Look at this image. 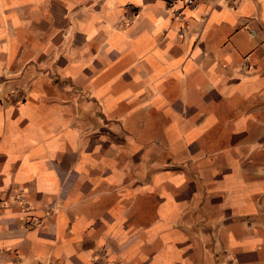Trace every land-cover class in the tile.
<instances>
[{"label":"crops","instance_id":"obj_1","mask_svg":"<svg viewBox=\"0 0 264 264\" xmlns=\"http://www.w3.org/2000/svg\"><path fill=\"white\" fill-rule=\"evenodd\" d=\"M169 1L0 0V264H264V0Z\"/></svg>","mask_w":264,"mask_h":264},{"label":"rangeland","instance_id":"obj_2","mask_svg":"<svg viewBox=\"0 0 264 264\" xmlns=\"http://www.w3.org/2000/svg\"><path fill=\"white\" fill-rule=\"evenodd\" d=\"M234 54L236 53L234 52L233 55ZM187 95L188 93L183 94L182 98H163V101L165 102V106L163 107H161L162 105H157L153 108L141 107L138 110L117 111L115 114L119 116L117 118L119 119V126L127 131H130L133 134L135 133L140 141H146L148 145H153L152 148H156L155 150L158 149L164 156H169L170 152L168 151V149H165L164 145H162L161 142L152 138L153 135L151 134L150 130L151 128H153V124H157L159 127H164L166 124L173 121L171 118V114H167L166 110H169V108L172 109V107L175 106L180 109L186 110L185 107H189L192 103H194L197 108L196 110L201 111L198 112V114H202L205 109V105L203 106V102L205 101L202 98L203 94L201 93V98L197 96V98H194L192 96L187 97ZM205 110L211 109L206 108ZM237 110L243 109H240V107H238ZM111 115L110 117H113ZM161 116H164V118L161 119ZM216 245V247L218 248L219 244L217 243Z\"/></svg>","mask_w":264,"mask_h":264},{"label":"built area","instance_id":"obj_3","mask_svg":"<svg viewBox=\"0 0 264 264\" xmlns=\"http://www.w3.org/2000/svg\"><path fill=\"white\" fill-rule=\"evenodd\" d=\"M198 1L199 0H170L168 3V7L172 8L173 6H177V7H173L172 13L175 17L182 18V10L184 8L196 7L198 4ZM209 1H213V2L226 1L229 6H233L235 3V0H209ZM174 3L177 5H175ZM125 9L126 10L122 15L123 20L125 22H128V23L133 22V20L135 18L134 6H132L131 4L126 5ZM251 33L254 34L255 31L251 30ZM11 201L19 203L23 213L26 214L25 218H28L29 214L32 212V208H31L30 204L27 202L24 194H22V192H20L18 194L12 195ZM30 220H31V223L34 222V218H32Z\"/></svg>","mask_w":264,"mask_h":264}]
</instances>
